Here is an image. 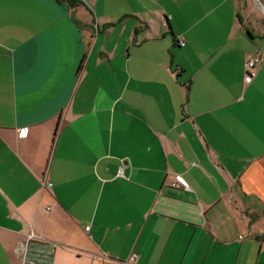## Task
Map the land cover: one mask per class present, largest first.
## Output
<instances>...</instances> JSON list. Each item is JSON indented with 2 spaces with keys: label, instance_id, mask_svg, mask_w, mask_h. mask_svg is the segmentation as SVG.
I'll return each instance as SVG.
<instances>
[{
  "label": "crops",
  "instance_id": "obj_1",
  "mask_svg": "<svg viewBox=\"0 0 264 264\" xmlns=\"http://www.w3.org/2000/svg\"><path fill=\"white\" fill-rule=\"evenodd\" d=\"M257 1L0 0V264H264Z\"/></svg>",
  "mask_w": 264,
  "mask_h": 264
},
{
  "label": "built area",
  "instance_id": "obj_2",
  "mask_svg": "<svg viewBox=\"0 0 264 264\" xmlns=\"http://www.w3.org/2000/svg\"><path fill=\"white\" fill-rule=\"evenodd\" d=\"M179 44L184 46L185 42L183 40V37L179 39ZM261 59L258 56H251L249 59L246 61L245 64V69H246V76H245V82L250 83L256 74L257 66L260 63ZM22 133L25 132L24 129H22ZM125 173V165H121L118 169V176H124ZM51 185V184H50ZM185 190H191L190 187L183 185L182 186ZM86 231L90 230V226L85 227ZM136 254L133 253L126 261H124L122 264H136Z\"/></svg>",
  "mask_w": 264,
  "mask_h": 264
},
{
  "label": "rangeland",
  "instance_id": "obj_3",
  "mask_svg": "<svg viewBox=\"0 0 264 264\" xmlns=\"http://www.w3.org/2000/svg\"><path fill=\"white\" fill-rule=\"evenodd\" d=\"M254 2H256V5H254ZM261 2H262V0H261ZM263 3V6H264V2H262ZM256 6V7H255ZM249 7H252V8H254L255 7V9L257 10V11H261V7L259 6V4H258V1L257 0H249Z\"/></svg>",
  "mask_w": 264,
  "mask_h": 264
},
{
  "label": "trees",
  "instance_id": "obj_4",
  "mask_svg": "<svg viewBox=\"0 0 264 264\" xmlns=\"http://www.w3.org/2000/svg\"><path fill=\"white\" fill-rule=\"evenodd\" d=\"M262 2H264V0H262Z\"/></svg>",
  "mask_w": 264,
  "mask_h": 264
}]
</instances>
